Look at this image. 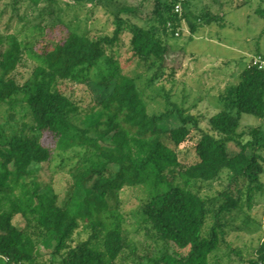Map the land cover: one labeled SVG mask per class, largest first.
Instances as JSON below:
<instances>
[{"label":"trees","instance_id":"trees-1","mask_svg":"<svg viewBox=\"0 0 264 264\" xmlns=\"http://www.w3.org/2000/svg\"><path fill=\"white\" fill-rule=\"evenodd\" d=\"M19 1H9L13 13ZM25 1L39 7L53 0ZM176 3L157 0L158 25L142 26L118 16L112 36L94 37L63 22L27 25L23 37L15 32L0 35V106L25 103L33 119L30 132L25 131V124L5 144L0 143V252L24 264H118L128 243L121 221L108 219V198L125 186L143 185L151 190L143 205L144 221L151 224L164 247L133 264H212L211 255L218 249L223 230V212L250 206L254 192L264 188L260 181L264 154L259 150L264 149V133L245 140L238 133L245 113L264 116V70L246 66L238 83L226 89L224 108L208 119L217 135L200 127L198 115L169 100L171 111L149 113L135 78L120 72L113 56L105 57L117 46L120 32L129 29L130 59L163 68L171 48L166 36H175L187 17L185 11H175ZM6 26L11 29L10 22ZM191 29L194 32L196 25ZM103 60L111 66L101 79L98 110L81 120L79 105L58 83L81 79ZM21 66L30 67L22 83L13 74ZM175 71L172 68L168 76L172 78ZM173 111L181 123L167 129L162 121ZM194 138L193 151L187 153L195 158L181 161V145ZM44 139L62 150L84 149L85 161L74 168L71 185L72 190H84L83 197L72 191L60 200L51 187L42 188L30 179L32 165L53 158L55 148ZM230 143L237 147L231 153ZM224 169L236 183L247 178L249 187L244 194L240 189L238 196L226 193L209 235H204L209 199L194 187L198 181H214ZM18 215L25 226L17 224ZM80 229L88 232L85 239L76 238ZM40 242H55L48 262L39 259ZM56 254L60 259L56 260ZM248 264H264V239Z\"/></svg>","mask_w":264,"mask_h":264},{"label":"rangeland","instance_id":"rangeland-1","mask_svg":"<svg viewBox=\"0 0 264 264\" xmlns=\"http://www.w3.org/2000/svg\"><path fill=\"white\" fill-rule=\"evenodd\" d=\"M9 1L0 0V35L21 33L27 25L34 23L63 22L80 33L94 37L112 36L118 16L130 18L147 27L159 24L157 0H53L50 5L46 1L39 7L20 0L16 4V13L7 6ZM166 1L159 0L160 3ZM185 4L182 11L187 13V17L176 31L179 34L166 36L171 48L163 68L158 64L130 59L128 49L132 33L129 29L120 32L117 46L107 52L105 59L113 56L120 72L135 78L149 113L171 111L169 100L187 113L198 115L200 127L217 135L210 127L209 117L224 108L226 89L238 83L243 69L250 66L251 55L264 54V0H189ZM5 7L8 10L3 12ZM11 14L14 15L10 17ZM7 22H10L11 29L7 28ZM192 24L196 25L194 32ZM20 35L23 37L25 34ZM109 66L110 63L103 60L100 66L91 68L81 79L72 78L58 83L64 94L79 105V119L84 120L88 113L98 110L102 98L101 79ZM172 68L176 71L170 78L168 75ZM13 74L22 83L29 76L30 67H18ZM162 123L171 129L181 122L177 112L173 111L164 117ZM30 125H33V119L25 103H17L13 108L5 103L0 106V143L5 144L13 133L21 131L23 127L30 132ZM261 131L264 133V116L245 113L239 127L240 137L251 139ZM43 141L55 148L53 158L32 165L30 179L40 182L42 188L51 187L59 194L60 200L72 191L83 197L84 190H72L71 185L74 168L85 161L84 149L76 146L62 150L51 139ZM194 143L195 138L181 145V161L189 163L195 158L191 153ZM228 148L230 153L237 150L233 143ZM259 150L264 154L263 148ZM2 170L0 161V174ZM246 179L240 178L236 183L230 171L224 169L214 181L196 183L194 188L209 199L210 212L204 235H209L216 220L214 213L225 201L226 193L238 196L240 189L243 194L247 192L249 184ZM260 181L264 184V173L260 175ZM91 184L88 183L89 186ZM150 196L148 187L137 185L125 186L108 198L110 210L107 214L111 217L108 219L118 218L121 221L128 243L126 254L118 260V264H133L134 260L140 258L146 261L144 256L155 255L164 247L163 240L157 237L151 224L144 221L143 205ZM222 216L223 230L220 232L218 249L211 255L212 264H248V259L256 255L264 239V188L263 191L254 192L250 206L243 204L223 212ZM16 222L25 226L20 215L16 216ZM87 236L88 232L84 229L76 234L78 240ZM53 243L38 244L40 260L48 262L53 256ZM54 257L58 260L60 254Z\"/></svg>","mask_w":264,"mask_h":264},{"label":"built area","instance_id":"built-area-1","mask_svg":"<svg viewBox=\"0 0 264 264\" xmlns=\"http://www.w3.org/2000/svg\"><path fill=\"white\" fill-rule=\"evenodd\" d=\"M187 2V0H177V3L175 5V11L177 13H182L183 6ZM179 34V32H176ZM250 65L257 66L259 69L264 70V54L262 53H256L251 55ZM0 262L1 264H24L22 261H17L11 259L6 254L0 252Z\"/></svg>","mask_w":264,"mask_h":264}]
</instances>
